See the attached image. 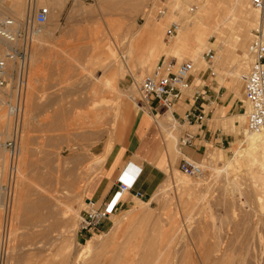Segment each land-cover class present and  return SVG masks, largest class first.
<instances>
[{"label": "rangeland", "instance_id": "rangeland-1", "mask_svg": "<svg viewBox=\"0 0 264 264\" xmlns=\"http://www.w3.org/2000/svg\"><path fill=\"white\" fill-rule=\"evenodd\" d=\"M15 1L0 0V15L2 19L12 18L19 28H26L40 6H48L52 16L50 15L43 31L44 35H49L45 36L47 40L44 38L45 42L41 40L43 42L40 43L39 38H36L32 45L30 74L25 94V112L19 116L18 124L15 122V117L11 118V122L7 119L3 121V127L9 125L11 135L10 137L5 135L4 140H0L2 143L0 153L2 150L4 152L2 154L7 157L5 165L0 166V185L6 181L10 160L9 151L4 143L12 139L13 134L20 138L21 153L18 157V175L12 194H7L4 198L0 193V264H78L76 254H79L87 240L94 236L96 241L99 240L100 245L96 251L85 254L82 262L113 264L114 257L111 255L118 253L121 249L129 250L135 247L141 251L147 250L146 253L152 255L161 248L163 251L166 247L164 249L166 255L164 251L162 252V264H167L168 257H172V259L169 258V262L173 264H264V193H261L262 198H258L254 193L247 175L246 169L249 168V164L246 160L239 165L232 164L234 162L233 143L226 151L218 152L219 158L212 155L211 158L209 153L200 160H194L203 168L201 175L183 174L180 171L179 161L168 166L167 176L168 172L171 175L166 177L161 185L167 186L172 184V180H179V173L187 177L186 182L179 180V185H174L178 181L173 182V185L170 184L172 187L168 185V189L161 193L163 196L157 194L154 199L151 196L155 193L142 198L132 196L130 204L125 205L130 201V197H127L117 212L112 214L99 229L91 232L80 230L81 214L89 208L87 200L91 199L87 197L90 194L87 188L94 185L95 181L92 180L99 172L103 173L106 162V160L97 162L98 159L106 154L108 157L117 146L124 142L137 114L145 108L149 109L148 105L138 108L133 101L139 98L138 83L142 78L152 74L164 59L167 65L176 63L172 70H175L181 62L192 60L195 65L193 75L196 78L192 88L199 82L198 77L205 73L206 76H210V80L217 82L218 88L225 86L234 95V91L229 87L234 80L238 79L231 88L237 89V100L241 104L244 99L243 76L250 71V60L246 55L251 33L256 29L255 26L263 24L264 12L258 10L260 19L258 17L259 22L253 21L246 46L239 47L234 42L237 28L233 23L237 22L233 19L237 21V16L233 15V19L230 18L232 22L218 24V18H216L218 16H215L209 33L206 31L205 36L208 37L206 43L198 46L196 32L193 30L188 32L181 43L175 42L181 36L180 33L177 36L178 31L187 30V26L183 25L182 11L180 12V9L173 5L177 1L187 5L189 2L188 11L195 13L198 11V1L19 0L18 8ZM222 2H220L221 5H224L225 3ZM170 13L177 14L168 20L166 17ZM216 13L220 14L221 11ZM174 21L179 23L180 28L176 32H171L170 28ZM156 22L160 26L163 24L161 30L164 31L163 41L165 42L163 48L160 47L158 50L159 55L155 52L159 57L156 59V54L153 53L155 57L147 56L150 59L147 60V57H144L142 61L141 55L135 54L136 57L133 54V59H129L127 55L129 56L131 43L135 41L132 34L134 35V32L142 25L144 29L150 30ZM212 27L216 29V34L212 32L214 31ZM47 30L49 31L46 32ZM175 36L177 39L174 38ZM145 43L140 42L139 50L143 44L145 47ZM182 46L186 50L181 48L183 50V53L180 51L181 54L179 52L176 54L175 49H172L176 47L178 50ZM195 46H198L201 52L199 50L195 53ZM109 47L115 48L116 52L119 49L123 50L125 57L121 56L120 51L118 54L122 57V61L130 60V68L133 71L126 72L125 77H118V82L111 80V72H104L105 69L102 66L105 51ZM235 49L236 53L233 52ZM211 50L216 55L214 74L210 72L208 58H206V53ZM35 58L37 61H34ZM145 59L146 62H144ZM240 62L245 64L240 65ZM244 66H247V71H244ZM238 67L240 70L237 69ZM229 71L232 73L229 74ZM231 74L234 75V80ZM13 81L11 73L7 92L2 93L0 98V106L2 105L1 108L5 114L9 112L5 99L14 89H12ZM115 82L120 93L112 89ZM105 88H111V90ZM116 92L122 94L121 99L116 100ZM105 94L111 97L110 102L115 106L123 100V110L118 113V110L116 111L113 106L112 109L108 104L96 107ZM181 104L184 103L181 102ZM222 112L225 111L222 110ZM154 118L159 122L161 116L158 115L157 118L154 116ZM166 123L169 124L165 125L166 139L171 135H176L179 139L182 127L174 116L171 115ZM191 130L196 131L195 128ZM232 134L236 142L237 137L235 133ZM178 145H180L179 140ZM176 155L183 156L181 151ZM209 157L211 160L207 159ZM212 159L214 161L217 159L216 163L208 162L213 161ZM227 161L230 163L229 166L232 164L230 167H225ZM220 168L223 170L221 171ZM181 182L184 185V189L182 188L184 191L181 190ZM187 190L191 194L188 191V195H185ZM181 195L187 198L180 199ZM188 196L195 202H192ZM149 200L151 202L147 205L145 202ZM180 200H186L187 203L183 201L185 204L183 205ZM165 202L172 206L169 205L171 209L167 208ZM138 203L147 210L148 217L138 216L134 218L135 221L129 222L130 224L120 222V226L113 227L116 222L121 221L128 214L131 215V209ZM190 203L194 204L191 211H188L190 207L188 208L187 205L191 206ZM182 206L187 209L185 210ZM99 235L100 238H98ZM65 237L71 239L72 246L68 247L70 251L61 247ZM148 238L150 244L149 241L146 243ZM142 240L150 246L147 245L148 249L146 244H140ZM137 242L139 245L136 244ZM167 242L170 243L167 244ZM125 244L129 248H126ZM171 248L173 252L170 251L169 256L168 250ZM63 255H66V259Z\"/></svg>", "mask_w": 264, "mask_h": 264}, {"label": "built area", "instance_id": "built-area-1", "mask_svg": "<svg viewBox=\"0 0 264 264\" xmlns=\"http://www.w3.org/2000/svg\"><path fill=\"white\" fill-rule=\"evenodd\" d=\"M252 6L261 12H264V0H250ZM51 10L48 6H40L34 14L33 19L28 22L26 28H19L15 21L8 17L0 19V97L2 93L7 92L9 86V75L13 74L12 93H8L7 105L15 117L18 124L19 116L25 110V94L28 86L30 74V60L32 45L35 39L42 33L44 26L48 23ZM11 22L12 24H8ZM13 26V32H9L7 27ZM180 28L179 23L173 22L170 28L171 32H176ZM247 56L250 60V71L244 79V97L248 104L247 129L250 132L264 131V25L261 24L251 33L248 45ZM215 53L208 51L209 70L214 74ZM174 64H165V59L157 69L149 75H146L138 83L139 98L141 105H148L152 109L154 103L160 104L165 110H169L175 104L182 100L193 83V72L195 69L192 60L181 62L175 70H172ZM14 86V87H13ZM187 118L194 119L196 122H202L205 118L204 111L191 112ZM19 126V125H18ZM15 133V132H14ZM13 138L4 143L9 151V166L6 181L0 185V193L6 198V195L12 194L13 185H15L18 175V157L21 152L20 138L13 134ZM194 133L187 132L181 138V145L192 143ZM2 143H0V148ZM131 164V162H130ZM180 170L186 175L197 176L203 174L201 164L184 158L180 162ZM142 173V169L134 178L132 183H127L118 176L117 189L107 201L102 204L94 200L89 203V208L81 214L80 230L91 232L97 230L108 220L112 214L122 206L127 196L134 192L138 198L144 197L141 191H134V186ZM126 194V197H125ZM8 204V203H7Z\"/></svg>", "mask_w": 264, "mask_h": 264}, {"label": "bare ground", "instance_id": "bare-ground-1", "mask_svg": "<svg viewBox=\"0 0 264 264\" xmlns=\"http://www.w3.org/2000/svg\"><path fill=\"white\" fill-rule=\"evenodd\" d=\"M196 2V1H198V11L197 12H193V13H190L189 11H188V5H189V2H187V1H185V3L187 2L188 3V5L187 4H182V3H180V1L178 2H174V4L173 5H175V8H179L180 9V12L182 11V13L181 14H183L182 16H184L183 18H184V24L183 25H185V26H187V30H185V28H184V30L185 31H181V29L183 28V27H181V29H180V31L181 32H179L178 31V33H177V36H179V33H180V38L178 39V40H176L175 42L177 43V42H180L181 43V41H183L184 40V38L187 36V34H188V32H190V31H192L193 30V32L195 31L196 32V38H197V41H198V46L200 45V46H202L204 43H206L205 41L208 39V37H206L205 35L207 34V33H209V29L211 28V22H212V20L215 18V16H218V17H216V18H218L217 19V24L218 23H230V22H232L231 20H230V18L231 19H233V17H232V15L233 16H237V21L235 20V19H233V21L234 22H237V23H233L234 25H236V28H237V30H236V33H235V37H234V42L236 43V45L237 46H239V47H243V46H246V42H247V39L249 38V32H250V30H251V26L253 27V25H252V23H253V21L255 22L256 20H258V17L260 16V15H258V9H256V8H254L253 6H251V4H250V1L249 0H220V2L221 1H223L222 3H225L224 5H221V3L219 2L218 3V0H191L190 2ZM15 2H17V3H15V5L17 6V8L19 7V0H16ZM157 3V2H156ZM171 5V4H170ZM192 5V4H191ZM194 5V4H193ZM158 6V5H157ZM152 7V6H151ZM12 8V7H11ZM16 8V7H15ZM191 8V7H190ZM216 8H218L219 9V11H221V13L219 14H217L216 12H219V11H217L218 9H216ZM12 9H14V8H12ZM27 10V9H26ZM255 10H257V12L255 11ZM30 11V10H29ZM261 12V11H260ZM147 13V12H146ZM177 14V13H176ZM176 14L175 13H170L169 14V16L168 17H166V19H172V18H174L175 16H176ZM217 14V15H216ZM55 15H57L56 13H55ZM60 15V14H59ZM220 15V16H219ZM52 16V15H51ZM164 16H166V15H164ZM2 17H1V15H0V19H1ZM57 18V17H56ZM150 18V17H149ZM163 18V17H162ZM235 18V17H234ZM10 19V18H9ZM150 19H152V18H150ZM150 19L148 20V21H150ZM259 19H260V17H259ZM162 20V19H161ZM230 20V21H229ZM148 21H147V23H148ZM155 21H157V20H155ZM57 22V21H56ZM154 22V21H153ZM152 22V23H153ZM258 22H259V20H258ZM258 22H256V24L258 23ZM262 23H263V25H264V20L262 21ZM8 24H12L11 22H8ZM157 22L155 23V26H151L149 29L150 30H146V29H144L143 28V25H142V27L139 29V30H137V31H135L134 32V35L132 34V36L134 37V39H135V41L134 42H132L131 44H132V46H131V44H130V51H129V56L127 55V57L129 58V59H133L132 57H133V54L135 55H138V56H140L141 55V60L143 61V59H144V57H150V56H154V54L153 53H155V52H157L158 53V50L160 49V47L161 48H163V44L165 43L164 41H163V32H162V30H161V26L163 25V24H161V26L159 25V23L157 24ZM255 24V23H254ZM231 25H232V23H231ZM259 25V24H258ZM46 26V25H45ZM44 26V27H45ZM146 26H148L149 27V25H146ZM184 26V27H185ZM230 26V25H229ZM57 27V26H56ZM216 27V26H215ZM257 27H259V26H255V28H257ZM143 28V29H142ZM213 29L212 30H214V31H212L213 33H215L216 32V29L214 28V27H212ZM225 28V27H224ZM49 29V28H48ZM227 29V28H226ZM7 30L9 31V32H13V30H14V28H13V26H9V27H7ZM164 30V29H163ZM43 31H44V29H43ZM43 31H42V33L37 37V38H39L38 40H40V43H42L43 41L45 42V40H43L44 38L46 39V37L47 36H49V35H44V33H43ZM49 30H47L46 32H48ZM52 31V30H51ZM50 31V32H51ZM206 31H207V33H206ZM210 31V32H211ZM52 33V32H51ZM211 34V33H210ZM210 34H208V35H210ZM216 34V33H215ZM54 35V34H53ZM191 35V34H190ZM46 36V37H45ZM131 36V35H130ZM129 36V37H130ZM50 37H54V36H50ZM174 38H176V36L174 37ZM219 37L217 36V39H218ZM225 38V37H224ZM177 39V38H176ZM41 40H43L42 42H41ZM47 40V39H46ZM131 40V39H130ZM218 40H220V39H218ZM36 41V40H35ZM140 42H141V44H142V42H146L145 43V47H144V44H143V47H140L141 49L139 50V45H140ZM175 42H174V46H175ZM39 43V44H40ZM235 43L233 44V46H234V48H235ZM40 46H41V44H40ZM176 46H178V44H176ZM185 46H187V44H185ZM198 46L195 48V50H194V52L195 53H198V51L200 50V49H198ZM237 46H236V49H237ZM38 47H39V45H38ZM107 47V46H106ZM121 47H122V44H121ZM194 47V46H193ZM119 48V47H118ZM181 48H183V46L182 47H180V49L178 48V50H176V47L174 48V47H172V49H175L174 51H175V53L177 54V52H179L180 54H181V52L184 50H186V48H183V50H181ZM200 48V47H199ZM202 48H204V46L202 47ZM166 50H167V48H165ZM236 49L235 50H233V52H235L236 51ZM119 51H120V49H119ZM118 51V52H119ZM123 51V50H122ZM122 51H120L121 52V56L123 57L124 55H123V53H122ZM181 51V52H180ZM106 53H105V58H103V62H104V64L102 65L103 67H104V72L106 71V72H111V74L113 75H111V80L113 79L114 81H117L118 80V77H120V76H124L125 75V73L126 72H131L132 70H131V68H130V60L128 59V60H125V59H123V61H122V57L121 56H119V54H118V52H116V50H115V48L113 49V48H111V47H109V49H107V51H105ZM160 52V51H159ZM163 52H164V50H163ZM166 52H168V51H166ZM194 52H193V54H194ZM199 52H201V50L199 51ZM229 52V51H228ZM243 52H244V50H243ZM169 53V52H168ZM172 53V52H171ZM174 53V52H173ZM174 53V54H175ZM183 53V52H182ZM236 53V52H235ZM156 54V53H155ZM170 54V53H169ZM173 54V55H174ZM175 54V56H177ZM135 55V56H136ZM158 55H159V53H158ZM157 54H156V59H157V57H159ZM172 55V54H171ZM245 55V54H244ZM180 56V55H179ZM178 56V57H179ZM234 56V55H233ZM247 56V55H246ZM121 57V58H120ZM125 57V56H124ZM137 57V56H136ZM146 58L147 60H149L150 58ZM168 57H169V55H168ZM194 57V56H193ZM138 58H140V57H138ZM143 58V59H142ZM153 58V57H152ZM37 58H35V60L34 61H37L36 60ZM145 59V61L144 62H146L147 60ZM246 59V58H245ZM136 59H134V61H135ZM204 60V59H203ZM152 61V60H151ZM242 61H245V60H242ZM241 61V62H242ZM31 62V61H30ZM136 62V61H135ZM138 62V61H137ZM240 62V65H243V64H245L244 62L243 63H241ZM148 63V62H147ZM238 64H239V61H238V63H237V66H238ZM102 67V68H103ZM241 67V66H240ZM245 67V66H244ZM247 67V66H246ZM246 67L245 68H243L244 69V71L246 70L247 71V69H246ZM241 68V69H242ZM197 69H198V67H197ZM237 69H239L240 70V68L238 67ZM237 71V70H236ZM235 71V72H236ZM133 72V71H132ZM131 72V73H132ZM234 72V73H235ZM238 72V71H237ZM230 73H232V72H230L229 71V74ZM239 73V72H238ZM238 75V74H237ZM236 75V76H237ZM234 75H232L231 74V77H233ZM113 77V78H112ZM125 77V76H124ZM244 77V76H243ZM237 78H238V76H237ZM236 79V78H235ZM109 80V79H108ZM229 80V79H228ZM233 80H234V77H233ZM232 80V81H233ZM236 80H238V79H236ZM236 80H234V82L233 83H235V81ZM118 82V81H117ZM232 83V84H233ZM114 84V83H113ZM232 84H231V86H232ZM231 86L229 87L230 89H232L233 91H234V95H233V97L231 98V101L232 102H234L237 98H236V96H235V94L237 93V89H233V88H231ZM106 87V86H105ZM98 88V87H97ZM119 88V87H118ZM117 88V85H116V82H115V85H114V87L112 88L113 90H118V92H119V90L120 89H118ZM106 89V88H105ZM111 90V88H108V89H106V90ZM118 92H116L117 94H116V100L117 99H121V95L122 94H119ZM238 94V93H237ZM241 95V94H240ZM242 96V95H241ZM238 97V96H237ZM0 98H2V97H0ZM241 99V98H240ZM4 100V99H3ZM112 99H111V97L108 95V94H105L103 97H102V99L100 100V101H98V103H97V106L96 107H99V106H106L107 104L108 105H110V107L113 109V107H114V109L117 111L118 110V113H119V111H120V109H121V105H122V102H123V100L121 101V102H119V103H117V106H115V105H113L110 101H111ZM118 101H120V100H118ZM5 102H6V104L8 103L7 102V100L5 99ZM1 103V102H0ZM4 103V102H3ZM136 103V102H135ZM136 105L138 106V107H141L142 108V105L137 101V103H136ZM2 106V105H1ZM1 106H0V140H4L3 138L5 137V135H6V137H10V128H9V125H7V126H5V127H3V121L5 120L6 121V119H7V121L8 122H11L12 120H11V118L12 117H14V115L12 114V111L10 110V108H8L9 109V112L7 113V114H5L3 111H2V108H1ZM5 106V105H4ZM3 106V107H4ZM113 106V107H112ZM144 108V107H143ZM26 109V108H25ZM223 110L226 112L227 111V107L225 108H223ZM169 111V110H168ZM24 112H25V110H24ZM166 112V111H165ZM172 111H169L168 113H167V116H166V114H165V116L166 117H164V116H162V115H159V116H161V118H160V121H159V123L162 125V126H164L165 127V125L167 126V121H168V119L169 118H171V115H172V113H171ZM6 115L8 116V117H6ZM118 115H116V117H117ZM115 117V118H116ZM157 118V117H156ZM169 125V124H168ZM240 128V127H239ZM165 129H166V127H165ZM243 136H242V138L241 139H238L236 142H233V148H234V162L232 163V164H240L243 160H246L247 162H248V164H249V168L248 169H246L247 170V175L249 176V178L248 179H250V182H251V186L253 187V191H254V193H256V195L258 196V198H262V194L261 193H264V131H262V132H250L248 129H247V127L246 126H244V128H243ZM22 137V136H21ZM114 138V137H113ZM177 145H178V143H177ZM26 148V147H25ZM112 148V147H111ZM1 149V148H0ZM109 150H110V147H109ZM108 150V151H109ZM26 151V150H25ZM29 151V150H28ZM2 150H1V155H0V166L1 165H5V163H6V161H7V157H6V155L5 154H2ZM110 152V151H109ZM108 152V153H109ZM4 153V152H3ZM6 153V152H5ZM21 153V152H20ZM208 153H210V157H211V155L212 156H216V157H218L219 158V154L218 153H215V151H208ZM208 153H207V155H208ZM107 155L108 154H106V156H104V157H101V158H99L98 159V161L97 162H102V161H105L106 160V158H107ZM207 158V159H210L211 160V158ZM215 157V158H216ZM214 158V159H215ZM213 160V159H212ZM215 161H217V159L215 160ZM214 160L213 161H208L210 164H211V162H212V164L215 162ZM228 163L225 165V167H230L229 166V161H227ZM216 163V162H215ZM235 164H234V166H235ZM245 164H246V162H245ZM243 165V164H242ZM216 166V165H215ZM246 166H248V165H246ZM172 167V166H171ZM3 168V167H2ZM127 168L128 167H126L125 168V170H122L121 171V174H120V176H122V179L124 180V181H126L127 183H132L133 182V180H134V178L133 177H131V176H129V178H128V180L126 179L127 178V175H129L128 174V172L126 171L127 170ZM213 168H217V167H213ZM224 168V167H223ZM221 169V168H220ZM220 169H218V170H220ZM227 169V168H226ZM225 169V170H226ZM223 169H221V171H222ZM2 171V170H1ZM174 171V170H173ZM172 171V172H173ZM181 171V170H180ZM228 171V170H227ZM132 173H133V170L131 171ZM183 172V171H182ZM217 173V172H216ZM134 174V173H133ZM132 174V175H133ZM183 174H185L184 172H183ZM182 173H179L178 174V178H179V180H181V181H183V182H186V180H187V177L185 176V175H183ZM171 174H170V172H168V176H170ZM119 176V177H120ZM124 176V177H123ZM168 176H167V178H168ZM173 176H175L174 175V172H173ZM227 177V176H226ZM247 177V176H246ZM170 178V177H169ZM175 179V178H174ZM177 179V178H176ZM175 179V180H176ZM178 179L176 180V181H174V180H172L173 182H177V183H174V185H179V181ZM189 180V179H188ZM224 180V179H223ZM234 180H235V178H234ZM233 180V181H234ZM190 181H191V179H190ZM230 181V180H229ZM173 182H172V184L171 185H173ZM182 183V182H181ZM180 183V185H182V187H181V190H183L184 188H183V183L181 184ZM197 183V182H196ZM199 183V182H198ZM220 183V182H219ZM170 184H168V185H170ZM185 184V183H184ZM201 184V183H200ZM230 184V183H229ZM166 186V184H162L161 186H160V188H158V192H154L155 194L153 195V196H151L152 197V199H154L155 197H156V195L157 194H161V193H163V192H165L167 189H168V187L169 186ZM170 185V186H171ZM192 185H194V183H192ZM222 185V184H221ZM187 186V185H186ZM200 186V185H199ZM172 187V186H171ZM179 187V186H178ZM183 188V189H182ZM188 188V187H187ZM191 189H192V187H191ZM185 190H186V188H185ZM224 190H227V189H224ZM169 191V190H168ZM167 191V192H168ZM184 191V190H183ZM182 191V193L184 194V192ZM188 191L189 190H187V193L185 194V195H188ZM194 191V190H193ZM197 191H199V190H197ZM186 192V191H185ZM191 192H192V190H191ZM23 193V192H22ZM181 193V194H182ZM189 193H190V191H189ZM70 194V193H69ZM191 194V193H190ZM195 194V193H194ZM198 194V193H197ZM230 194H232V193H230ZM76 195V194H75ZM162 195V194H161ZM254 195V194H253ZM256 195H254V196H256ZM25 196V195H24ZM23 196V197H24ZM71 196H72V194H71ZM163 196V195H162ZM161 196V197H162ZM256 196V197H257ZM74 197V196H73ZM125 197H126V194H125ZM181 197H183L184 199H185V197L187 198V196H179V198L181 199ZM191 197V196H190ZM70 198V197H69ZM72 198V197H71ZM188 198H189V196H188ZM21 199V198H20ZM75 199V198H74ZM151 199V200H152ZM163 199V198H162ZM172 199V198H171ZM190 199V198H189ZM193 199H195V197L193 198ZM22 200V199H21ZM69 200H71V199H69ZM76 200V199H75ZM89 200H92V199H89ZM151 200H149V201H147V202H145V203H147V205L151 202ZM169 200V199H168ZM187 201H188V199H186ZM186 200H183V201H185L186 202ZM191 200V199H190ZM189 200V201H190ZM258 200V199H257ZM260 200V199H259ZM72 201V200H71ZM140 201V200H139ZM183 201L182 200H180V202L183 204V205H185L184 203H183ZM192 201V200H191ZM199 201V200H198ZM83 202V201H82ZM168 202V201H167ZM192 202H195L194 200L192 201ZM79 203V202H78ZM89 203H91V201H88V205H89ZM170 203V202H169ZM173 203V201L171 202V204ZM175 203V202H174ZM180 203V204H181ZM187 203V202H186ZM72 204V203H71ZM164 203H162V205H163ZM165 204H166V206H167V208L168 209H171V205L170 204H168V203H166L165 202ZM164 204V205H165ZM168 204V205H167ZM181 204V205H182ZM189 204V203H188ZM194 204V203H193ZM193 204H191L190 203V205L192 206ZM69 205H70V203H69ZM169 205L171 206V207H169ZM166 206H164V207H166ZM191 206H188L187 205V207L189 208L188 209V211L190 210L191 211V208H193V206L191 207ZM163 207V208H164ZM183 207V206H182ZM69 208H71V207H69ZM162 208V210H164ZM184 208V207H183ZM131 209V208H130ZM167 209V210H168ZM185 209V208H184ZM187 209V208H186ZM185 209V210H186ZM73 211V210H72ZM129 212V211H128ZM164 212H166V209H165V211ZM186 213H187V211H185ZM73 214V213H72ZM162 214V213H161ZM188 214V213H187ZM157 215V214H156ZM185 215V214H184ZM112 216V215H111ZM110 216V217H111ZM138 216H141V217H148L149 215H148V212H147V210L146 209H144V207H142L141 206V203H138V205H135L132 209H131V215H127L124 219H122L121 221H118V222H116V224H114L115 226H113V227H118V225L120 226V222L123 224H125V223H127V224H130L129 222H133V221H135L134 220V218H136V217H138ZM148 219V218H147ZM133 220V221H132ZM120 228V227H119ZM105 234H107V233H105ZM73 235V234H72ZM102 235H103V233H102ZM133 235V234H132ZM134 236V235H133ZM56 237V236H55ZM63 237V236H62ZM94 237H96V236H94ZM94 237H91L90 239H88L87 240V242H86V244H84L83 245V247H82V249H80V250H82V251H80L79 252V254H76V255H78V257H76L77 258V261L76 262H78V264H80L81 262H82V258H83V256L85 255V254H91L92 252H94V251H96V249H98V247H99V245H100V243L98 242V241H96V239L94 238ZM98 238H100V235H99V237ZM97 238V239H98ZM208 238V237H207ZM135 239H136V236H135ZM134 239V240H135ZM59 240V239H58ZM71 239H68V238H66L65 237V239H63V241L61 242V240H60V242L62 243L61 244V247L64 249V250H66V249H68V247H70V246H72L70 243H71V241H70ZM101 240V239H100ZM127 240V239H126ZM128 242H129V240H127ZM144 243H143V242ZM142 241H140V242H142V243H140V244H146L148 241H149V238H148V240L146 241V243H145V241L144 240H142ZM125 243V242H124ZM170 242H167V244H169ZM135 244V243H134ZM137 245H139L138 244V242L136 243ZM149 244H150V241H149ZM121 245V244H120ZM128 245V244H127ZM143 245V246H144ZM148 244H146V246H147ZM125 246H126V244H125ZM142 246V247H143ZM149 246V245H148ZM148 246H147V249H148ZM165 246H167V245H165ZM60 247V246H59ZM150 247V246H149ZM126 248H129V246H126ZM144 248V247H143ZM142 248V249H143ZM59 249V248H58ZM70 249V248H69ZM68 249V251H70ZM146 249V248H145ZM164 249H166V247H164ZM164 249H163V251H164ZM168 249V248H167ZM61 250V249H60ZM107 250H109V249H107ZM113 250H115V249H113ZM127 250V251H126ZM126 250H123V249H121L118 253L116 252V253H113L114 254V256H112L111 255V257H114L113 259V262L115 263V264H162V261H163V253H164V255H166V252L164 251H162V248L156 253V254H152V255H148L147 253H146V251L147 250H145V251H141V250H139V248H132V249H126ZM172 250V248L170 249V250H168L169 251V256H170V254L173 252V251H171ZM67 251V252H68ZM170 251H171V253H170ZM127 252V253H126ZM163 252V253H162ZM66 253V252H65ZM108 253V252H107ZM62 254H64V253H62ZM68 254V253H67ZM168 255V254H167ZM64 256V258H65V256L66 255H63ZM69 256V255H68ZM62 257V256H61ZM89 257V256H88ZM87 258V257H86ZM86 258H84V260L86 259ZM97 258H99V257H97ZM169 258L170 259H172V257H168V259H167V264H173V262H169ZM66 259V258H65ZM76 260V259H75ZM112 260V259H111ZM64 262V261H63ZM91 261H84V262H82L81 264H89ZM75 263V262H74ZM113 263V264H114Z\"/></svg>", "mask_w": 264, "mask_h": 264}, {"label": "crops", "instance_id": "crops-1", "mask_svg": "<svg viewBox=\"0 0 264 264\" xmlns=\"http://www.w3.org/2000/svg\"><path fill=\"white\" fill-rule=\"evenodd\" d=\"M210 79V76L203 73L198 77L199 82L192 88L196 80L193 76L191 88L185 92L182 100L175 104L174 110L173 108L169 109L182 127L179 139L176 135H171L166 139L164 126L154 118L158 115L166 117L169 112L160 104L154 103L151 110L145 108L139 112L128 137L107 157L103 173L99 172L92 180L95 181L94 185L88 186L87 190L90 191V194L87 197L100 204L110 199L117 189L118 176L126 167H128L126 171L129 174L127 180L129 176L136 177L139 170L142 169V173L135 183L134 191H141L147 197L151 196L167 177L168 166L178 161L181 162L184 158L193 161L200 160L207 155L208 151L213 150L215 153L226 151L229 149V145L232 146V143L235 142L232 133H235L236 141L241 139L243 128L247 127L248 104L245 97L240 104L237 100V92L235 94L237 99L232 102L233 93L225 86L218 88L217 82ZM133 101L137 102L136 99ZM224 107H227L226 112H222ZM122 110L123 102L120 111ZM193 111H204V120L196 122L194 119L187 118V114ZM193 128L196 129L195 132L191 130ZM187 132L194 133L192 143L177 145L178 140L181 141ZM179 151H181L182 157L176 155ZM132 170L134 174L131 172ZM132 196H134V192L127 196L130 197V201L125 205L130 204Z\"/></svg>", "mask_w": 264, "mask_h": 264}]
</instances>
